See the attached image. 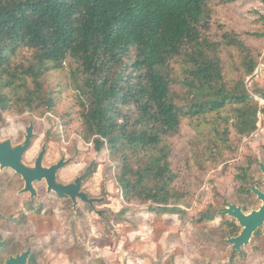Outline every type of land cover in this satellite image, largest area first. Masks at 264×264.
<instances>
[{
	"label": "rangeland",
	"instance_id": "rangeland-1",
	"mask_svg": "<svg viewBox=\"0 0 264 264\" xmlns=\"http://www.w3.org/2000/svg\"><path fill=\"white\" fill-rule=\"evenodd\" d=\"M206 8L209 21L200 22L197 29L210 42L208 54L219 59L227 88L243 82V89L251 96L249 104L257 106L256 128L246 134L237 132L236 104L218 112L182 117L176 129L163 138L174 174L168 207L175 208L165 213L154 211L156 203L142 199L136 190L125 198L118 180L120 160L107 146L100 151L94 148L82 121L87 98L82 91L84 75L77 63L67 59L61 68L47 64L37 85L24 74L34 64L33 50L21 47L10 56L9 71L14 76L10 86H0L6 97L0 113L45 115L63 136L67 131L68 182L86 173L81 189L103 199L94 203L96 210L106 212L99 218L87 203L78 199L74 207L68 198V242H77L76 248L68 249V264H196L199 255L225 264L231 256L226 238L236 235L240 227H231L230 217L220 215L218 209L240 202L242 196H253L249 186L259 187L261 179L257 161L264 162V36L258 35L264 32V0H211ZM225 33L242 42L244 48L227 45ZM184 53L169 60L165 68L171 78V98L178 105L190 99L182 85L186 76ZM134 55V49L123 55L117 69L134 74L130 65ZM246 58L255 63L249 75L245 72ZM6 78L10 79L2 76V80ZM123 110L131 118L136 111L133 105ZM142 154L131 157L132 170L138 167ZM51 223L48 214L36 213L28 215L25 224ZM84 242L86 247L81 249ZM207 242H212L208 249L204 246ZM247 249L252 262L258 253L255 247ZM88 253L92 260L85 262Z\"/></svg>",
	"mask_w": 264,
	"mask_h": 264
},
{
	"label": "trees",
	"instance_id": "trees-1",
	"mask_svg": "<svg viewBox=\"0 0 264 264\" xmlns=\"http://www.w3.org/2000/svg\"><path fill=\"white\" fill-rule=\"evenodd\" d=\"M210 1L0 0V81L3 75L10 78L0 86L12 84L10 56L21 47L33 50L34 64L24 74L37 85L47 64L61 68L67 59L77 63L87 98L81 116L94 148L100 151L107 146L120 160L118 180L125 198L136 190L142 199L156 203L154 211L168 212L175 209L168 207L174 174L163 138L182 117L236 104L237 132L246 134L256 128L257 106L249 104L251 96L243 82L227 88L219 59L208 54L210 42L197 29L200 22L209 21ZM223 38L227 45L244 48L230 33ZM131 49L134 74H125L117 68ZM183 51L182 85L190 99L178 105L171 98V78L165 68ZM244 66L249 75L255 63L246 58ZM5 103L0 93V105ZM129 105L136 110L133 118L123 110ZM139 152L143 157L132 170L129 161Z\"/></svg>",
	"mask_w": 264,
	"mask_h": 264
},
{
	"label": "flooded vegetation",
	"instance_id": "flooded-vegetation-1",
	"mask_svg": "<svg viewBox=\"0 0 264 264\" xmlns=\"http://www.w3.org/2000/svg\"><path fill=\"white\" fill-rule=\"evenodd\" d=\"M44 116L42 118L31 117L29 114L0 113V149L8 157L17 158L29 168L36 166L40 156V166L43 169H51L62 162L53 173L55 181L66 186L68 185V132L65 131L63 136V133L58 128H53L54 124L47 122ZM28 129L32 131L30 144L20 151L25 143ZM259 162L261 161H257V166L261 172V179L257 188L264 192V188H261L264 187V175ZM251 186L249 192L253 196H242L240 202L231 203L240 206L244 213L258 210L263 204V200L251 191ZM32 187L34 194L30 190H25L26 180L20 172L10 166H0V264H5L9 258L25 250H29L26 264H68V249L77 247V242H68V194H59L53 189L48 190L44 177L33 180ZM88 197L97 198L89 195ZM102 201L103 199L94 203ZM227 204L229 203L224 207ZM224 207L218 209L219 214ZM90 210L99 218H104L106 213L104 210H96L95 207H90ZM98 211L102 215H99ZM36 213L42 216L48 214L52 223L42 226L25 224L28 215ZM229 219L231 227L239 226L241 231L242 227L238 221L232 217ZM211 244L212 242H207L204 246L208 249ZM80 246L81 249H85V242ZM248 247H255L258 253L252 262H249ZM231 253L235 256L231 254L225 264H264V222L253 232L249 243L242 245L240 251L234 249L231 244ZM86 255L85 262L91 261V254ZM196 262V264H221L215 263L211 257L200 255Z\"/></svg>",
	"mask_w": 264,
	"mask_h": 264
},
{
	"label": "water",
	"instance_id": "water-1",
	"mask_svg": "<svg viewBox=\"0 0 264 264\" xmlns=\"http://www.w3.org/2000/svg\"><path fill=\"white\" fill-rule=\"evenodd\" d=\"M31 136L32 131L31 129H28L25 143L23 146H21L20 151H23L29 146ZM40 161L41 156L37 159L36 166L34 168H29L20 163L17 158L8 157L6 153L0 149V166H10L20 172L26 180L25 190H30L32 194L35 193L34 188L32 187V181L37 179L40 180L44 177L48 184V190L53 189L59 194H68V197L71 199L74 207L76 206L78 199L84 203H87L92 208H94V202L102 200L101 198L88 197L87 193L81 189L82 183L87 177L86 173L76 176L73 181L68 182V185L66 186L61 185L55 181L53 172L55 169L59 168L60 165H62V162L57 163L51 169H43L40 166ZM259 167L264 175V163L259 162ZM250 189L263 200V204L258 210H252L249 213H244L240 206H236L231 203L227 204L226 207L220 210V215H228L232 218H235L242 227L238 235L233 237L228 236L226 238V242L232 244L233 248L238 251L241 250L242 245H247L249 243L253 232L264 222V192L259 190L254 185H252ZM98 214L102 215L100 211H98ZM28 254L29 250H25L15 257L9 258L5 264H26Z\"/></svg>",
	"mask_w": 264,
	"mask_h": 264
}]
</instances>
